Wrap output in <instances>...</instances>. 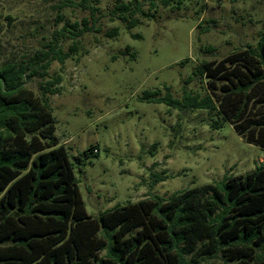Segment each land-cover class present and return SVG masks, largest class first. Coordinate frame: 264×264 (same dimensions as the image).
Listing matches in <instances>:
<instances>
[{
  "label": "trees",
  "instance_id": "16d2710c",
  "mask_svg": "<svg viewBox=\"0 0 264 264\" xmlns=\"http://www.w3.org/2000/svg\"><path fill=\"white\" fill-rule=\"evenodd\" d=\"M176 1L118 0L110 20L132 29L141 23L137 16L151 19L159 6ZM98 5V0H62L61 11L89 12L82 28L72 32L67 22L42 53L0 66V264H264V164L245 176L226 175L167 198L155 195L96 218L88 215L71 155L56 137L49 96L60 94L62 77L41 85L42 97L26 84L48 77L53 62L64 65L69 59L61 40H73L76 51L78 39L101 31ZM118 35V28L107 33L112 39ZM196 80L208 94L187 90ZM185 85L182 100L170 88L165 96L146 91L142 100L179 111L216 112L247 144L264 150V31L255 47L204 61ZM211 126L219 130L223 124ZM98 154L92 145L79 155L80 165ZM163 176L153 174L154 183L165 181Z\"/></svg>",
  "mask_w": 264,
  "mask_h": 264
},
{
  "label": "rangeland",
  "instance_id": "374dc122",
  "mask_svg": "<svg viewBox=\"0 0 264 264\" xmlns=\"http://www.w3.org/2000/svg\"><path fill=\"white\" fill-rule=\"evenodd\" d=\"M117 1L98 0L101 31L83 35L76 51L73 40H61L69 59L64 65L53 62L48 77L26 84L42 97L41 85L62 77L60 94L49 96L56 137L71 155L88 215L96 218L155 195L167 198L226 175L245 176L264 164V150L247 144L216 112L179 111L142 100L146 91L165 96L166 88L182 100L185 80L204 61L255 47L264 31V0H182L179 9L177 0L171 7L159 6L151 19L137 16L141 23L132 29L110 20ZM61 2L0 0V66L42 53L67 22L72 32L82 28L89 12L61 11ZM116 28L119 35L108 37ZM186 88L208 94L199 80ZM215 121L223 127L214 129ZM92 145L99 154L81 166L79 155ZM153 174L165 181L154 183Z\"/></svg>",
  "mask_w": 264,
  "mask_h": 264
},
{
  "label": "built area",
  "instance_id": "2783aa9c",
  "mask_svg": "<svg viewBox=\"0 0 264 264\" xmlns=\"http://www.w3.org/2000/svg\"><path fill=\"white\" fill-rule=\"evenodd\" d=\"M97 151L95 150V153H96Z\"/></svg>",
  "mask_w": 264,
  "mask_h": 264
}]
</instances>
